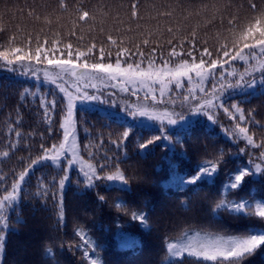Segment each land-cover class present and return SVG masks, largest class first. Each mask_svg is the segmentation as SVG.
I'll return each instance as SVG.
<instances>
[{"label":"trees","instance_id":"trees-1","mask_svg":"<svg viewBox=\"0 0 264 264\" xmlns=\"http://www.w3.org/2000/svg\"><path fill=\"white\" fill-rule=\"evenodd\" d=\"M132 2L69 0L68 12H61L58 0H0V16L10 30L0 33V43L18 27L24 33L33 34L43 28L49 34L59 30L65 42H72L74 47L78 43L84 47L95 42L98 52L102 44L106 49L110 46L106 43L108 34L117 39L123 37L124 46L134 47L144 38L140 33L151 30L156 33L150 37L153 43L143 50L147 52L158 43L167 56L171 47L167 43L169 39L173 44L185 38L191 40V33L195 30L196 47L200 51L208 47L215 56V50L227 42L224 37L229 34L227 21L230 15H237L240 21L250 15L248 0H139V17L134 20L131 18ZM254 2L264 6V0ZM202 3L221 6L223 19L219 14L211 21L203 13L196 15L195 11ZM169 6L174 9L171 17L157 16V10H167ZM224 6H227L226 9ZM76 7H82L96 17L95 21L81 23L76 29L77 36L84 37L79 42L76 37L67 35L76 20ZM29 9H34L41 19L29 16ZM45 16L53 21L51 25L44 23ZM169 27L173 28L175 38L167 32ZM190 47L185 42L184 50ZM177 50L180 51L179 48ZM195 55L199 57V52ZM14 73L0 68V150H9L8 158L0 157V171L6 174L9 186L14 178L12 170L18 173L29 157L40 155L42 141L45 146H51L62 139L59 123L65 104L64 97L57 90L35 85L14 76ZM25 89L38 95L25 96ZM39 94L49 95V98L55 95L57 100V107L52 113L51 133L48 132L49 125L44 120L43 109L39 107ZM235 97L228 98L227 102L247 99V103L240 105L245 114L252 111L254 118L264 124V95L243 99ZM79 107L76 119L80 155L97 167L107 164L102 175L115 171L119 162L118 166L128 180L127 188L105 187L103 180L89 188L78 172L70 169L69 180L63 190L64 215L61 220L58 182L64 174L65 162L56 165L44 161L34 166L26 178L27 183L22 185L18 206L7 213L9 227L0 228L4 234L0 264H88L83 257L84 247H77L81 245L77 234L80 230L91 241L89 255L98 259L99 264H193L195 258L186 254L170 257L167 243L181 238L185 231L190 235L200 232L201 235L238 236L264 229V220L259 217L232 214L215 207L221 200L244 199L254 203L264 198V174L246 177L239 189L224 191L230 174L243 167L251 168L248 155L239 153V149L245 146L243 140L231 141L219 132L218 125L211 128L196 119L191 135H183L182 140L177 142L176 133L180 128L167 127L171 139L156 141L148 146L147 155H141L138 138L142 137L139 142L143 143L153 135H160L158 127L139 126L134 120L107 109L112 114L110 118L101 112H82ZM226 116L221 112L216 116L222 126L229 122ZM122 120L134 126L136 135L130 136L122 147L117 148L111 141L125 130L121 126ZM9 124L23 134L16 149H9V145L17 139L14 132L8 131ZM249 130L257 141L264 139V128L249 124ZM249 151H254L256 155L259 153V150ZM105 157L108 159L105 160ZM216 160H220V165L214 178L179 190V177L190 178L197 173L200 165ZM41 181L49 189L47 196L41 194ZM100 196L104 199L100 200ZM134 212L144 215L147 224L134 220ZM195 264L205 262L195 261ZM243 264H264V245L247 257Z\"/></svg>","mask_w":264,"mask_h":264},{"label":"snow or ice","instance_id":"snow-or-ice-1","mask_svg":"<svg viewBox=\"0 0 264 264\" xmlns=\"http://www.w3.org/2000/svg\"><path fill=\"white\" fill-rule=\"evenodd\" d=\"M69 0H58V9L61 12H68ZM227 6H224L226 9ZM139 0H133L131 4V18L139 17ZM248 15L243 21L235 14H231L228 23L227 41L215 50L210 51L204 47L200 51L196 47V31L191 33V40L187 38L179 40L173 44L172 39L167 41L170 50L167 56L157 43L156 47H151L149 51L143 50L153 43L150 37L156 33L146 30L140 33L144 37L141 43L134 47L124 46L123 37L117 39L111 34L107 35L106 43L110 45L107 49L102 44L98 48L92 42L90 45L81 47L78 43L75 47L72 42H65V37L59 30L45 32L43 28L39 32L24 33L19 27L16 32H12L7 39L0 43V67L11 72L20 70L22 75H31L39 80L41 76L46 84L54 85L64 97L63 116L59 123L62 130V139L51 146L40 143L41 154L35 158L29 157L28 162L16 173L13 169L14 178L7 182L6 174L0 171V228L7 229L8 211L14 210L18 206L22 185L27 183V177L34 166L44 161H51L59 165L65 162L63 176L59 179L60 209L59 218L62 220L63 211V190L69 180L68 172L73 165H79L85 184L91 188L96 186L97 181L106 180L109 182H119L121 190L128 184L124 173L117 163L115 171L101 174L107 164L97 165L90 161H85L80 155V145L77 139V119L76 112L78 105L82 112H101L106 117H111V113L105 109L98 108L95 103L119 106L116 100L108 101L102 99L103 89H118L121 93H129L137 99L133 103H124L122 110L132 117L139 126L151 128L159 125L160 135H153L145 142L140 143L141 155H147L149 145L161 139L170 140L167 126L180 124V131L176 133L177 142L182 140L183 135H191V130L195 126V120L187 119L183 113L177 114L174 110L165 108L161 110L158 106L167 102L175 103L171 99L174 90L183 89L185 81L189 85L187 94L183 95V104H187L188 111L193 116H206L207 120L213 124L217 123V111L221 110L233 121L229 128H223L225 135L233 141L243 140L245 146L239 149V153L248 155L249 167H243L230 174L228 182L224 185V191L237 190L241 187L246 177L255 174H264V139L257 141L254 133L249 130V124L258 125L264 128V124L257 121L252 111L247 115L240 106L247 103L245 99L241 102H233L226 106L223 95L226 89L239 90L245 97L264 95V6L258 5L254 0H248ZM174 9L170 6L167 10H157V16L171 17ZM205 14L209 21L214 20L219 14L223 19L224 10L218 4L202 3L195 11L196 15ZM29 16H34L36 20L41 17L35 14L34 9H29ZM76 20L72 22V28L67 35L76 37L77 41H83V35L77 36L76 29L81 23L95 21V14L82 7L75 8ZM192 13L190 12L189 15ZM44 23L51 25L53 21L45 16ZM139 27V25H138ZM10 31L3 24V17L0 16V33ZM81 31L83 29L81 28ZM101 32L104 29L101 28ZM167 32L175 38L173 28H167ZM185 42L191 47L185 51ZM143 46V47H142ZM180 49L178 51L177 49ZM113 49L115 56L113 58ZM199 52V57L195 55ZM207 57V59L205 58ZM191 58V59H189ZM242 61L246 65L243 73L234 70L233 62ZM255 61V63H253ZM227 66V67H226ZM231 69V70H230ZM260 72L259 82L255 78V73ZM211 87H206V85ZM94 89L95 93H90L88 89ZM143 93V96H140ZM24 95L36 97L37 92L30 89L24 90ZM115 95V93H112ZM39 107L43 109V117L49 125L48 132H52V113L57 107L55 95L39 94ZM19 124V121L16 122ZM121 126L125 130L120 133L116 140L111 142L120 148L130 136L136 135L135 128L125 120L121 121ZM223 127V126H222ZM9 132H14L17 138L9 145V149H16L23 134L9 124ZM103 141H101V144ZM86 147H90L86 146ZM259 150L258 155L254 151ZM91 155V153H90ZM0 157L8 158L9 150H0ZM127 156H125V159ZM23 159V158H22ZM108 158L105 157V160ZM220 160L208 161L199 166L195 175L185 179L179 177V190H184L188 185H197L205 179H212L219 170ZM41 194L47 196L49 189L40 182ZM100 200L104 197L100 196ZM216 209L229 211L232 214H244L255 216L264 220V198L250 203L247 200L240 201L221 200L215 205ZM134 220H139L142 224H147L146 217L142 214L132 213ZM19 222V221H18ZM81 245L84 247L83 257L88 264H99L98 259H93L89 255L91 241L86 238L85 233L77 232ZM4 234L0 231V250L3 249ZM264 245V229L250 232L249 234L238 236H223L205 233L201 235L196 232L190 235L185 231L181 238L174 242L167 243V252L170 257L195 258V261L212 262V264H243V261L253 255L257 249ZM193 261V264H195Z\"/></svg>","mask_w":264,"mask_h":264},{"label":"rangeland","instance_id":"rangeland-1","mask_svg":"<svg viewBox=\"0 0 264 264\" xmlns=\"http://www.w3.org/2000/svg\"><path fill=\"white\" fill-rule=\"evenodd\" d=\"M253 63H255V61H253ZM227 67V66H226ZM233 67H234V70L237 72V73H243L244 72V69L246 67V65L244 64V62L242 61H235L233 62ZM2 68L3 70L5 71H8L7 69L3 68V67H0ZM231 70V69H230ZM14 76L18 77V78H23V79H27V81L35 84V85H44V86H49V87H52L53 89L57 90L55 88L54 85H50V84H46L44 81H43V77L41 76V78L39 80H37L36 78L32 77L31 75H22L20 73V70L17 69V71L13 74ZM260 77H261V73L260 72H256L255 73V78L257 80V82H259L260 80ZM188 87L189 85L187 84V82L185 81V87L183 89H179V90H174L173 93H172V97L171 99L175 101L174 104H172L171 102H167L165 104H161L159 105L158 107L163 110L165 108H168L169 110H174L177 114H180V113H183L184 116L189 119V120H196V119H199L201 121H204L209 127L213 128L215 127V125H218L219 128V132L227 139L233 141L232 139H230L227 135H225L224 131H223V128H229L232 126L233 124V121H231L228 116H226L227 120L229 121L227 123L226 126H223L217 121V123L213 124L211 122H209L206 118V116H203V115H200V116H193L189 111H188V106L187 104H183L182 101H183V95L182 94H187V90H188ZM206 87H211V85H206ZM88 91L90 93H95V90L94 89H91L89 88ZM59 92V91H58ZM60 93V92H59ZM112 93H115V95H112ZM62 96L63 94L60 93ZM140 96H143V93H140ZM233 96H236V97H240V99H243L245 98L244 95H241L239 93V90H231V89H226L225 90V93L223 95V100L225 101L226 103V106L230 103L227 102V99L228 98H232ZM235 97V98H236ZM102 99H106L108 101H112V100H116L117 101V104L119 106H113L111 105V103H108V104H99L98 102H93L96 104V106L98 108H102V109H107V110H110L111 112H113L114 114L116 115H119V116H125L129 119H132V117L128 116L125 112H123L122 110V105L124 103H133L136 101V97L135 96H132L130 95L129 93H121L119 92L118 89H112V88H104L103 89V96H102ZM236 102V101H234ZM79 106V105H78ZM223 113L222 109L221 110H218L217 111V115ZM224 114V113H223ZM136 122V121H135ZM172 126H175L177 128H180V124H177V125H172ZM172 126H167L166 127H172ZM153 127H158L159 128V125H155ZM51 162V161H50ZM79 165H73L71 169H75L78 174L80 175L81 179H83L84 181V178L82 176V173L79 171ZM254 176H257V174H255ZM85 183V182H84ZM86 185V184H85ZM103 185L105 187H111V186H115V187H119L121 188V185L119 182H109V181H106V180H103ZM87 186V185H86ZM124 189L127 188V185L123 186ZM1 254H2V251L0 250V257H1Z\"/></svg>","mask_w":264,"mask_h":264}]
</instances>
